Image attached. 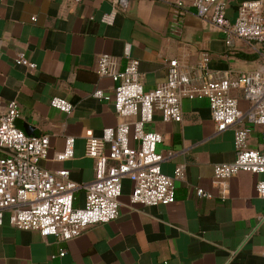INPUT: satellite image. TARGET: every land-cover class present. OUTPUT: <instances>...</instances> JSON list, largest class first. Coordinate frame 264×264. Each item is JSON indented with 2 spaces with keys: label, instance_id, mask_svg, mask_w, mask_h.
<instances>
[{
  "label": "crops",
  "instance_id": "crops-1",
  "mask_svg": "<svg viewBox=\"0 0 264 264\" xmlns=\"http://www.w3.org/2000/svg\"><path fill=\"white\" fill-rule=\"evenodd\" d=\"M192 1L130 0L121 7L111 0H0V114L16 100L17 127L29 136L49 137L42 167L65 168L74 182L91 183L95 160L86 153L87 140L100 137L106 127L137 119L119 115L113 102L93 95L97 89L114 92L112 78L96 72L102 54L111 55L122 69L130 44L146 90L166 81L171 59L196 74L208 55V69L216 78L264 72V44L238 38L227 44L223 31L197 16ZM243 1L229 0L230 20ZM112 10L113 23L103 21ZM19 51L35 68L16 62ZM208 79L204 75L198 84ZM232 93L240 109L250 106L242 90ZM55 96L69 100L72 112L52 107ZM181 107L182 121H165L157 110L146 125L162 134L163 172L174 176L176 167L185 168L173 203H132V181L126 178L119 216L91 225L75 238L43 236L5 221L0 225V264H264V197L256 190L264 173L240 171L227 181L223 198L214 167L235 160L234 129L217 132L205 96L186 97ZM260 130L251 125L248 146L264 152ZM68 136L75 138L74 156L55 160ZM6 153L0 148V157ZM198 189L211 197L198 195ZM85 197V190L78 191L76 205H84Z\"/></svg>",
  "mask_w": 264,
  "mask_h": 264
},
{
  "label": "built area",
  "instance_id": "built-area-1",
  "mask_svg": "<svg viewBox=\"0 0 264 264\" xmlns=\"http://www.w3.org/2000/svg\"><path fill=\"white\" fill-rule=\"evenodd\" d=\"M68 1L79 3L81 0ZM129 1L111 0L113 5L121 7H126ZM228 4L229 0L192 1L197 16L223 31L227 44H232L234 38L264 44V0H244L234 21L227 16ZM115 15L112 10L103 16V21L113 23ZM125 58L122 69L116 67L109 54L98 58L96 72L110 76L115 86L113 94L97 89L93 95L113 102L119 115L137 119L106 127L100 137L87 140L86 153L95 160V178L91 183L74 182L68 169L52 171L40 165V161L49 156V137L29 136L17 127L20 110L16 100L0 114V148L7 152L0 157V225L7 221L18 229L36 230L43 236H55L60 240L75 238L89 226L110 222L119 216L126 178L132 181V203H173L176 181L184 177L185 168L182 165L176 167L174 176L163 172L165 157L158 150L162 134L147 130L146 125L153 120L157 110L165 121H182V100L189 96L208 98L218 133L234 129L235 160L214 167V182L221 186L223 198L227 197V181L240 171L264 173V152L248 146L251 125L261 128L264 143L263 71L243 73L235 79L226 73L216 78L208 69V55L202 58L196 74L184 68L179 60L171 59L166 81L146 90L139 60L132 57L130 44L125 48ZM16 62L35 68L23 51L17 53ZM204 75L209 79L198 84ZM235 89L242 90L249 101L246 110L240 109L238 98L232 93ZM50 103L66 113H71L74 108L69 100L58 96ZM74 150L75 138L68 136L64 149L53 157L64 161L74 156ZM80 190L86 192L85 203L77 206ZM256 190L258 196L264 197V180L257 183ZM197 193L211 197L202 189ZM64 254L65 250H62L60 255Z\"/></svg>",
  "mask_w": 264,
  "mask_h": 264
}]
</instances>
